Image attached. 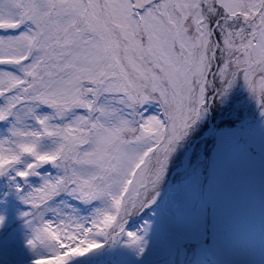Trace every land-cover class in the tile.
<instances>
[{"label": "snow or ice", "instance_id": "snow-or-ice-1", "mask_svg": "<svg viewBox=\"0 0 264 264\" xmlns=\"http://www.w3.org/2000/svg\"><path fill=\"white\" fill-rule=\"evenodd\" d=\"M257 170L264 0H0V264H215Z\"/></svg>", "mask_w": 264, "mask_h": 264}, {"label": "rangeland", "instance_id": "rangeland-1", "mask_svg": "<svg viewBox=\"0 0 264 264\" xmlns=\"http://www.w3.org/2000/svg\"><path fill=\"white\" fill-rule=\"evenodd\" d=\"M237 96L239 99L244 98V94L239 90H237ZM194 141L195 139L190 141L188 146L175 157L171 165L172 171L175 169L172 184L183 178L184 167L188 162L189 155L192 154L194 160V154L201 149V143L197 142L194 144ZM33 182H38V178H33ZM245 192L247 200L244 205V211L239 217V222L251 230L256 241L255 245L242 251L225 248L221 254L214 258L215 264H264V249L260 245V233L262 224H264V187H262V180L258 170L246 187ZM189 193L191 194V190H189ZM192 222L195 223V217H192ZM162 264H165L164 260H162Z\"/></svg>", "mask_w": 264, "mask_h": 264}, {"label": "trees", "instance_id": "trees-1", "mask_svg": "<svg viewBox=\"0 0 264 264\" xmlns=\"http://www.w3.org/2000/svg\"><path fill=\"white\" fill-rule=\"evenodd\" d=\"M195 139V138H194ZM201 147H202V145H201Z\"/></svg>", "mask_w": 264, "mask_h": 264}, {"label": "water", "instance_id": "water-1", "mask_svg": "<svg viewBox=\"0 0 264 264\" xmlns=\"http://www.w3.org/2000/svg\"><path fill=\"white\" fill-rule=\"evenodd\" d=\"M169 184H170V181H169Z\"/></svg>", "mask_w": 264, "mask_h": 264}]
</instances>
